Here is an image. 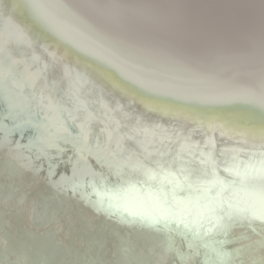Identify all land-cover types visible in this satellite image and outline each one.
Wrapping results in <instances>:
<instances>
[{
  "label": "bare ground",
  "instance_id": "bare-ground-1",
  "mask_svg": "<svg viewBox=\"0 0 264 264\" xmlns=\"http://www.w3.org/2000/svg\"><path fill=\"white\" fill-rule=\"evenodd\" d=\"M6 263L264 264V0H0Z\"/></svg>",
  "mask_w": 264,
  "mask_h": 264
},
{
  "label": "water",
  "instance_id": "water-1",
  "mask_svg": "<svg viewBox=\"0 0 264 264\" xmlns=\"http://www.w3.org/2000/svg\"><path fill=\"white\" fill-rule=\"evenodd\" d=\"M6 214H8V213H6ZM3 222V221H2ZM40 244V243H39ZM48 250H51V249H48ZM58 250V252H60V254H66V252L65 251H62V249H60V248H58L57 249ZM7 264V263H6Z\"/></svg>",
  "mask_w": 264,
  "mask_h": 264
}]
</instances>
